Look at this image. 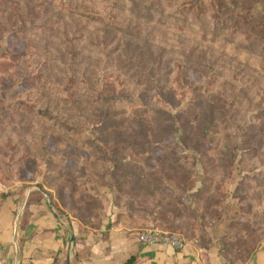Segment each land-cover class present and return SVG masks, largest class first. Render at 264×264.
<instances>
[{
  "label": "rangeland",
  "instance_id": "rangeland-1",
  "mask_svg": "<svg viewBox=\"0 0 264 264\" xmlns=\"http://www.w3.org/2000/svg\"><path fill=\"white\" fill-rule=\"evenodd\" d=\"M218 1L0 0V199L40 191L70 228L132 213L243 263L264 237V0Z\"/></svg>",
  "mask_w": 264,
  "mask_h": 264
},
{
  "label": "crops",
  "instance_id": "crops-1",
  "mask_svg": "<svg viewBox=\"0 0 264 264\" xmlns=\"http://www.w3.org/2000/svg\"><path fill=\"white\" fill-rule=\"evenodd\" d=\"M85 227H68L40 191L6 193L0 199V264H125L132 257L131 264H223L215 238L206 243L183 234L186 244L178 250L142 246L138 234L149 226L132 213L118 211L96 229ZM243 260L264 264V237Z\"/></svg>",
  "mask_w": 264,
  "mask_h": 264
},
{
  "label": "built area",
  "instance_id": "built-area-1",
  "mask_svg": "<svg viewBox=\"0 0 264 264\" xmlns=\"http://www.w3.org/2000/svg\"><path fill=\"white\" fill-rule=\"evenodd\" d=\"M138 242L142 246L165 244L177 250L182 249L186 244L184 238L178 233L159 227H150L142 230L138 234Z\"/></svg>",
  "mask_w": 264,
  "mask_h": 264
},
{
  "label": "trees",
  "instance_id": "trees-1",
  "mask_svg": "<svg viewBox=\"0 0 264 264\" xmlns=\"http://www.w3.org/2000/svg\"><path fill=\"white\" fill-rule=\"evenodd\" d=\"M229 1H231V0H229ZM212 2H213L215 7L221 8L218 0H212ZM225 3L227 4V0L223 1L224 6H225ZM132 260H133V257L128 259L125 264H131Z\"/></svg>",
  "mask_w": 264,
  "mask_h": 264
}]
</instances>
